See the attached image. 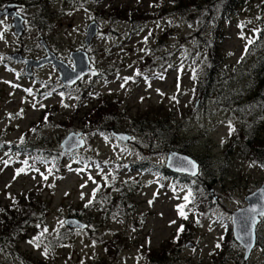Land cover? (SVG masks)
Here are the masks:
<instances>
[{
  "label": "rangeland",
  "instance_id": "1",
  "mask_svg": "<svg viewBox=\"0 0 264 264\" xmlns=\"http://www.w3.org/2000/svg\"><path fill=\"white\" fill-rule=\"evenodd\" d=\"M21 1L24 3L0 0V10L16 5L21 8L15 11L23 18L15 19L21 27L18 39L12 32L14 21L11 23L7 17L0 20V208L31 195L38 196L48 207L35 221L19 224L15 249L8 257L0 255V262L159 264L164 253L171 254L170 243L178 242L182 245L174 264H243V254L239 255L236 243L225 238L231 233V213L244 207V199L264 182V167L249 160L255 159L253 151L261 150L264 140V91L256 86L252 71L258 52L254 39L264 30V0H251L238 15L222 21L223 39L217 49L221 65L216 81L205 90L199 89L195 77L199 75V80L205 81L203 56L207 53H200V42L208 40L209 29L196 36L201 25L198 18L189 21L170 15L157 20L152 12L166 0ZM130 8L138 9L136 19L147 15L146 21L136 20L134 26L124 23L123 12ZM169 21L171 37L156 46ZM93 22L98 24L99 33L85 47L86 28ZM82 50L86 52L88 68L95 72V79L87 75L82 82L91 80L105 96L113 97L131 119H168L169 126L179 130L178 138L196 141L185 155L196 163L197 157H210L213 165L208 171L225 163L224 174L218 178L220 183L213 186L216 201L204 216L191 218L183 201L182 184L174 186L171 179L161 180L150 171L116 172L119 176L115 185L126 191L127 199L112 195L110 190L99 197L110 198H97L103 195L96 192L100 184L112 177L107 170L80 168L87 164L76 159L89 157L108 164L134 161L138 158L134 150L141 147L133 143L130 146L131 143L119 142L123 144L120 147L113 139L88 135L78 157L53 159V172L34 155H16L12 147L37 140L38 121L45 110L55 126L45 131L50 133L48 140L55 152L58 149L62 154L60 145L69 133L83 134L78 122L81 118L74 115V100L69 97L73 92H67V97L43 92L46 84L61 86L59 69L53 65L60 61L72 67L70 55ZM81 55L75 59L84 68ZM144 59H148L145 64ZM153 65L159 68L150 70ZM259 96L263 97L257 103ZM253 119L263 125L257 130L258 139L248 135ZM122 122L127 128L130 120ZM152 137L153 142L148 144L154 149L144 144V155L138 156L154 164H165L167 154L159 147L162 140L154 134ZM225 151H229L227 157ZM19 169L24 171L17 175ZM44 176L48 178L45 180ZM203 178L200 172L190 178L196 180L197 193L203 189ZM207 203L208 197L201 195L196 206L207 207ZM117 204L123 206L122 210L116 209ZM180 206L187 218L179 214ZM69 218L87 227L81 230L61 226L60 221ZM44 228L47 232L41 235ZM62 228L67 231L64 233ZM58 235H62L63 243L51 241ZM257 235L263 238L261 245L245 264H264V223L257 227ZM36 237H40L36 242L39 247L29 242ZM45 246L49 249L47 256L43 254Z\"/></svg>",
  "mask_w": 264,
  "mask_h": 264
},
{
  "label": "trees",
  "instance_id": "2",
  "mask_svg": "<svg viewBox=\"0 0 264 264\" xmlns=\"http://www.w3.org/2000/svg\"><path fill=\"white\" fill-rule=\"evenodd\" d=\"M9 2L14 3H24L21 0H13ZM94 0H89V2ZM251 0H166L158 3V10L153 11L152 13L155 15L157 20H161L170 15H176L180 18H185L189 21L192 19L198 18V21L201 23L199 28L197 29L196 36L200 35V32L204 29H209L208 31V40L205 38L203 42H200V48H202V55L206 51V57L203 56V62L206 63V76L205 81L199 80V75L195 77V82H198L200 90L208 89L211 87L212 83L216 81V76L218 75L219 67L221 65V60L219 59V53L217 52L218 46L223 39L222 37V21L228 20L233 15H238L239 12L247 8L249 2ZM131 9V8H130ZM138 12V9H131L129 11L123 12V22L129 25H133L138 20L139 23H144L146 21V16H136L135 13ZM172 26L170 21L168 22V27L166 28L164 33L161 34V37L157 40L156 46L158 43H162L163 40H167L171 37ZM194 37L197 38L198 37ZM254 45H257L258 52L256 55V62L252 69L254 75V79L256 81V86L259 87L262 92L264 91V30H260V32L255 36ZM205 49V50H204ZM154 51V47L152 49ZM161 50L157 48V51ZM149 58V57H148ZM148 59L143 60V64L147 63ZM142 63V62H140ZM156 67L159 66H151L150 70H155ZM78 89L74 88H63L62 86H57L56 88L45 85V89L43 92H51L60 93L62 97H67V92H73L69 97H72L75 104L74 115L80 116L81 119H78L80 127L83 128V136L85 139L88 135H93L95 137H101L105 139H113L111 131L114 132H124L132 135L133 141H131V145L140 146L141 149L139 151L134 150L135 156H137V160H126V161H118L114 163H107L102 160H91L89 157H80L76 159L81 165L80 168H96L98 171L107 170L109 177L112 179H105L103 183L100 184L99 188L96 190L97 194L103 193V195L97 196L100 200H106L110 197L99 198L104 196L109 190L112 195H116L127 199L129 196L126 191L120 186L116 187L115 183L118 180V174L116 172L121 173L122 171L127 172H147L150 171L161 180L163 179H171L172 185L176 186L178 184H182L184 187L185 196H188V200L185 202V208L188 212L191 213V218L195 217L196 219L199 217V214L205 215L209 212L208 207L214 205V201L210 196L207 187H213L215 184H219L220 180L219 175L224 174L225 163H219L217 169L211 171L208 168L213 165L211 163V159L209 156L204 158L197 157L199 159L200 164V173L204 176L203 180V189L201 193H197L196 191V180H191L185 176H177L174 173H171L163 163L154 164L149 160L144 159L139 154L144 155L145 147L144 144L149 147L150 150L154 149V146L148 144V142H153L152 134L159 140H162L161 143V152L163 154H167L169 151H175L180 154H186L188 147L193 145L195 146L196 141L190 142L191 139L187 138H178L177 131L175 127L169 126L168 119L166 120H157L152 121L150 119L139 118V119H131L125 115L123 111L119 109V105L114 100L113 97L105 96L100 90H98L97 86L92 85L91 80L89 83L80 82L77 84ZM263 97V96H262ZM261 96L258 97L257 103H259L262 99ZM256 103V104H257ZM255 104V108H257ZM253 106V105H252ZM250 106V108L252 107ZM47 111H43L41 114V118L38 121L40 125L39 132L35 135L37 140L31 141L27 144L21 143V145H17V147H12L16 153V155H34L37 159L44 163V165H48L50 170L53 172V159L59 158H67L69 157H78L79 152L81 150H74L72 153H59L58 149L56 152L52 149V145L49 143V135L50 133H45V131L54 128L53 121L51 118L46 117ZM73 115V116H74ZM125 119H129L130 123L127 128H123V122ZM255 119V118H254ZM254 119L251 122L249 128V134L253 135V138H257V130L263 126L261 123H256ZM167 122V123H166ZM73 123H71L72 126ZM53 125V126H52ZM124 129V131H123ZM47 138V139H46ZM27 140V139H26ZM45 140V141H44ZM46 140L48 142H46ZM120 147H123V144L114 140ZM134 141L142 142L143 144H137ZM234 142L237 144L238 138L236 137ZM251 139L248 140L247 150H250ZM87 144V139L85 141ZM133 143V145H132ZM153 146V147H152ZM125 148H128L124 145ZM262 149H255L253 154L255 159L249 158L252 162L259 163L263 166V156H264V140L262 141ZM11 148V150H12ZM61 149V147H60ZM9 149V151H11ZM250 152V151H249ZM57 154V155H56ZM229 151L224 152V157H227ZM84 156V155H83ZM87 156V155H86ZM72 159V158H70ZM86 159V160H85ZM71 163V162H70ZM98 164V165H95ZM102 164V165H99ZM207 164V165H205ZM116 167V168H115ZM119 169V170H118ZM110 181L112 183H110ZM190 193V195H189ZM208 197L207 207L197 208L196 201L201 197ZM184 196V197H185ZM44 199V198H43ZM95 199V198H94ZM48 207V204L36 195H31L29 198L21 196L17 200H14L11 204H9L6 208H0V255L9 256V254L13 253L11 250L15 249L14 240L20 235L18 229L19 224L21 226L26 220L35 221L37 216L42 210ZM123 206L117 204L116 209L118 211L122 210ZM193 220V219H192ZM264 223V220H263ZM65 233L66 228H62ZM65 239V236H64ZM63 239V241H64ZM233 242L231 233L228 234L225 241ZM51 241L53 242H62V235H58L53 238ZM63 243V242H62ZM261 244V243H260ZM182 243L172 242L169 246H172L171 254L165 255L164 259L157 262L159 264H174L176 258H178L180 254ZM122 251V250H121ZM0 264H6L0 262ZM44 264V263H43Z\"/></svg>",
  "mask_w": 264,
  "mask_h": 264
},
{
  "label": "water",
  "instance_id": "3",
  "mask_svg": "<svg viewBox=\"0 0 264 264\" xmlns=\"http://www.w3.org/2000/svg\"><path fill=\"white\" fill-rule=\"evenodd\" d=\"M17 8L21 7H18L13 4L7 5L4 10H0V19L4 16L8 18L14 17V23L12 26L14 28L15 34L19 37L22 34L19 23H16L15 21V19H19L20 17L15 13V10ZM7 10H10V12H7ZM97 34L98 25L93 22L87 27L86 39L84 40L85 46H89V42L92 41ZM78 55L83 56V59L85 61L84 68H81L79 62H77V60L75 59V56L77 57ZM70 58L73 60L75 71L67 67L64 63L59 62L60 64L55 63V65H53L55 68L59 69V81L63 83L64 86L72 87L83 77L91 74L95 75V72H92L88 68L89 63L87 64V55L84 51L73 53L70 55ZM23 61L26 63L28 62V60ZM111 134L114 138L121 142L129 143L131 141V136L126 133L111 131ZM84 145L85 142L81 138V134L70 133L62 142L61 147L63 153H70L74 150L81 149L82 147H84ZM193 165H195L194 168ZM166 167L174 173L186 175L188 174L189 176L193 177H195L198 173L197 164L193 160H191L189 157L174 152L169 153L166 161ZM262 190H264V182L260 188H258L254 193L250 194L245 198V202L247 203V206L245 208L234 211L231 214L233 239L235 243L243 249V262H246L249 259L253 249L256 246V227L260 223L261 219L264 218V216L260 214L261 211H264V199L261 198ZM209 191L210 194L213 195V190L211 188H209ZM214 199L216 200V198ZM253 208L256 209L255 212L251 211ZM253 219L255 220V224H252L250 228H247L246 225L251 224V221ZM64 225L67 228L81 230H84L87 227L85 224L81 223L79 220L74 218L66 219L64 221ZM246 231H250L251 233L250 246H246L248 244L247 241L240 239V237L243 236ZM189 246L190 245H188V247Z\"/></svg>",
  "mask_w": 264,
  "mask_h": 264
},
{
  "label": "snow or ice",
  "instance_id": "4",
  "mask_svg": "<svg viewBox=\"0 0 264 264\" xmlns=\"http://www.w3.org/2000/svg\"><path fill=\"white\" fill-rule=\"evenodd\" d=\"M249 42L251 43V41H249ZM72 70L75 71V68H73ZM137 75H139V73H137ZM128 79H130V78H125L126 81H127ZM122 87H123V85H122ZM28 91H29V94H31L30 90H28ZM65 106H67V105H65ZM25 163H27V162H25ZM189 163H191V162H189ZM5 164H7V161H5ZM69 167H70V166H69ZM194 167H195V165H193V168H194ZM80 170H82V169H80ZM80 170H78V171H80ZM23 171H24V169H19V170L17 171V175H19V174H20L21 172H23ZM49 171H51V170H49ZM43 178L46 180L48 177H47V176H44ZM90 178H91V177H90ZM189 195H190V193H189ZM94 197H95V190H94V192H93V198H94ZM82 198H83V197H82ZM261 198L264 199V190L261 191ZM184 199L187 201V200H188V196L186 195V196L184 197ZM91 202H92V201L90 200V201H89V204H90ZM150 203H151V202H150ZM85 207H88V205H85ZM178 211H179V214H180L181 216H183L184 218H187L186 215H185V213H184V211H183V206H180V207L178 208ZM251 211L255 212L256 209L253 208ZM260 214H261L262 216H264V211H261ZM60 224H61V226H63L64 221H60ZM252 224H255V220H254V219L251 221V224L246 225V227H247V228H250ZM182 230H183V229H182V227H181V231H182ZM46 232H47V228H44V229L42 230L41 235H43V234L46 233ZM39 239H40V237H36L33 241H29V242H30V243H34V244H36L37 247H39V244L36 243L37 241H39ZM240 239H241V240H245V241H247L248 244H247L246 246H250V239H251V233H250V231H246L245 234H244L243 236L240 237ZM217 247H220V245L217 244ZM48 251H49L48 247L45 246L44 249H43V254H44L45 256H47Z\"/></svg>",
  "mask_w": 264,
  "mask_h": 264
}]
</instances>
